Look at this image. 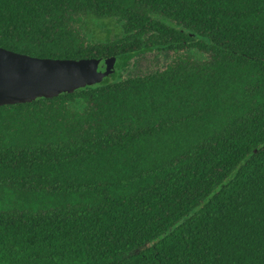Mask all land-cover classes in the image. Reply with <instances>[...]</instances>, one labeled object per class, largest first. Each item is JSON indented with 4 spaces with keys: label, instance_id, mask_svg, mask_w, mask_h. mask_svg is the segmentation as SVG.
Segmentation results:
<instances>
[{
    "label": "trees",
    "instance_id": "1",
    "mask_svg": "<svg viewBox=\"0 0 264 264\" xmlns=\"http://www.w3.org/2000/svg\"><path fill=\"white\" fill-rule=\"evenodd\" d=\"M0 47L116 57L0 106V264H264V0H0Z\"/></svg>",
    "mask_w": 264,
    "mask_h": 264
},
{
    "label": "water",
    "instance_id": "2",
    "mask_svg": "<svg viewBox=\"0 0 264 264\" xmlns=\"http://www.w3.org/2000/svg\"><path fill=\"white\" fill-rule=\"evenodd\" d=\"M116 57L37 58L0 47V106L27 104L100 84L114 73Z\"/></svg>",
    "mask_w": 264,
    "mask_h": 264
},
{
    "label": "rangeland",
    "instance_id": "3",
    "mask_svg": "<svg viewBox=\"0 0 264 264\" xmlns=\"http://www.w3.org/2000/svg\"><path fill=\"white\" fill-rule=\"evenodd\" d=\"M110 28H111L112 31H111V33H110V35L108 37H109L110 40H112V39L116 38L117 34H120V29L118 28V26L116 24H113ZM99 33H100L102 39H106V35L105 34H103L101 32H99Z\"/></svg>",
    "mask_w": 264,
    "mask_h": 264
}]
</instances>
